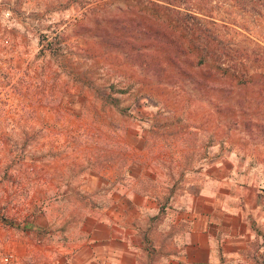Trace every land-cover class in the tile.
<instances>
[{"label": "crops", "instance_id": "obj_1", "mask_svg": "<svg viewBox=\"0 0 264 264\" xmlns=\"http://www.w3.org/2000/svg\"><path fill=\"white\" fill-rule=\"evenodd\" d=\"M74 86L35 146H0V207L26 200L0 264H264L263 170L217 146L185 160L131 92Z\"/></svg>", "mask_w": 264, "mask_h": 264}, {"label": "rangeland", "instance_id": "obj_2", "mask_svg": "<svg viewBox=\"0 0 264 264\" xmlns=\"http://www.w3.org/2000/svg\"><path fill=\"white\" fill-rule=\"evenodd\" d=\"M102 1L0 0V146H10V158L17 157L16 146H35L41 129L39 115L52 114L55 107L50 110V106L78 90L77 82L117 95L131 92L138 100L133 107L155 110L154 124L167 128L164 140L182 146L185 160L199 159L206 146H217L234 150L239 158L264 171L260 82L235 84L221 78L203 88L190 82L177 87L190 94L188 99L167 97L161 86L138 81L133 68L122 63L115 51L84 55L88 40L99 37L76 20L83 16L82 4ZM126 5L124 0H111L105 11H120ZM243 16L254 18L249 12ZM94 18H83V23H94ZM251 26L253 35L264 41L259 21ZM127 112L141 116L133 108ZM23 202L11 200L9 211L0 207V222H16L14 213L26 205ZM6 255L8 264H15L16 254L9 250L1 255L2 261Z\"/></svg>", "mask_w": 264, "mask_h": 264}, {"label": "trees", "instance_id": "obj_3", "mask_svg": "<svg viewBox=\"0 0 264 264\" xmlns=\"http://www.w3.org/2000/svg\"><path fill=\"white\" fill-rule=\"evenodd\" d=\"M124 1L120 11H105L111 0L82 4L76 21L99 37L88 40L84 55L115 51L138 81L161 86L167 97L188 99L177 87L203 88L221 78L260 82L264 92V41L251 28L258 21L264 28V0ZM248 12L254 18L243 16ZM93 15L94 23H83Z\"/></svg>", "mask_w": 264, "mask_h": 264}, {"label": "built area", "instance_id": "obj_4", "mask_svg": "<svg viewBox=\"0 0 264 264\" xmlns=\"http://www.w3.org/2000/svg\"><path fill=\"white\" fill-rule=\"evenodd\" d=\"M4 260L9 261V256L8 255L4 256Z\"/></svg>", "mask_w": 264, "mask_h": 264}]
</instances>
